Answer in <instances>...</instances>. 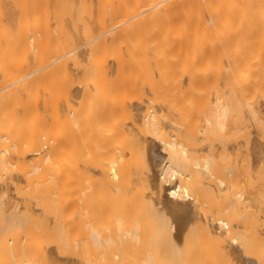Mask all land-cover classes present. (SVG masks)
<instances>
[{
    "label": "bare ground",
    "instance_id": "bare-ground-1",
    "mask_svg": "<svg viewBox=\"0 0 264 264\" xmlns=\"http://www.w3.org/2000/svg\"><path fill=\"white\" fill-rule=\"evenodd\" d=\"M263 1L0 0V264L161 263L169 242V258L171 247H188L194 237L187 233L195 235L203 219L196 220L200 204L213 213L207 203L217 198V212L220 199L228 203L216 219L209 217L217 212L205 216L208 238L218 246L232 240L226 246L242 264H262L264 230H248L264 217V206H252L264 195V182L257 183L264 169L252 168L261 158L256 134H229L251 122L264 129V36L249 47L256 29L248 24ZM250 144L255 153L247 151L242 168L222 162ZM253 171L257 187L246 191L245 182L244 195L237 182ZM74 186L76 195L66 196ZM102 203L116 205V222L96 214ZM242 205L257 211L245 210L243 220ZM77 206L89 213L81 231L57 215ZM163 207L173 220L158 215ZM147 211H159L156 221ZM159 221V233L173 239L165 246L157 236L164 249L154 251L156 239L150 245L144 236L154 238ZM240 226L250 235L244 243H237ZM249 250L259 255L242 254ZM184 251L175 254L180 264L201 259L202 252L189 258ZM168 260L161 264L176 261Z\"/></svg>",
    "mask_w": 264,
    "mask_h": 264
},
{
    "label": "rangeland",
    "instance_id": "rangeland-1",
    "mask_svg": "<svg viewBox=\"0 0 264 264\" xmlns=\"http://www.w3.org/2000/svg\"><path fill=\"white\" fill-rule=\"evenodd\" d=\"M239 16H240V15H239ZM248 21H249L248 24L252 25V26L255 27V29H256V30L251 34V35L253 36V40L251 41L249 47H252V46H253L254 49H256V48L258 47V45H260L259 42L256 41V36H257V34H258L259 32H260V33L262 32V33H263V36H264V1L261 3V7H260L258 10H255V9H254V10H251V11L249 12ZM262 39H263V48H264V37H263ZM255 47H256V48H255ZM258 63L262 64V66L264 67V53H263V57H261V59L258 61ZM261 81H262V82H261L262 87H261V91H260V92H261V93H264V68H262V77H261ZM251 123H252V124H250V126H249L248 128H246V129L236 130V131L231 132V133L229 134V135L231 136L230 139L238 140V139L242 138V137L245 136V135L250 136L251 134H252V135H255V134H256V136H255V137H256V140H255V148H254V147H253V148H254L256 151H258V153L261 155V158L258 160V164L255 163V165H254L252 168H254V169H264V151L261 149V148H264V129H263L261 126H259L258 123H256V122H251ZM256 131H260L259 134L256 133ZM252 146H253V145H252ZM252 146H251V144H250V145H248V146H243V147H241V150L237 153V155H234V156H232V157L229 158V159H223L222 162H223L225 165H228V166H229V165H231V166H235V165H236V166H237V165H239V164H242L241 161H244L245 159H247V154H248L247 151H248L249 153H253V152L255 153V150L252 149ZM260 149H261V150H260ZM259 150H260V151H259ZM249 164H250V163L248 162V165H249ZM239 166L242 168V165H239ZM254 173H256V172L253 171V174H252V175L249 174V176H247V177H245V176L243 177V176H242V177L239 178L240 180H239V182H237V183H238V184L240 183L241 186H239L238 190H239L240 188H242V190L240 189L241 192H242V191H245V190L247 191V188H248L249 186H250L251 189H253V187H254V188L257 187V183L260 184V183H259L260 180L264 182L263 174H262V177H261L260 179H259V177H257V176H259V173H261V172H257L258 175H257L256 177H257L258 179L255 178V177H252V176H254ZM262 173H263V172H262ZM255 175H256V174H255ZM250 177H251V178H250ZM198 178H199V177L193 178L192 183L194 182L195 185L191 183V179H192V178L190 179V183L192 184V185H190V186H191L192 189H190V186H189V180H188L187 185H186V186L189 187V189H190L191 192H192V191L194 192V189H195V192H194L195 195L197 194V193H196V191H197L196 188L199 190V189H200V186L202 185L199 181H197ZM177 179H178V177H177ZM194 179H195L196 182L194 181ZM248 179H250V181H249ZM256 179H257V181L259 180L257 183L255 182ZM175 180H176V179H175ZM198 180H200V178H199ZM245 182H246V183L248 182V183L246 184L247 187L245 186V190H244V189H243V187H244L243 185H244ZM250 182H251L252 184L255 182L254 184H256V185H255V186H254V185L251 186L252 184H251ZM197 183H198V184H197ZM249 183H250L251 185H249ZM196 184H197V187H196ZM199 184H200V186H198ZM240 184H239V185H240ZM261 184H262V183H261ZM194 186H195L196 188H195ZM242 186H243V187H242ZM260 186H261V185H260ZM260 186H259V187H260ZM259 187H258V189H260ZM74 189H75V192H73V193H71V194H69V193H70V192H69V193H67V194H65V195H66V196L76 195V192H77L78 186H74ZM248 189H249V188H248ZM256 189H257V188H256ZM235 190H237V189H235ZM238 190H237V191H238ZM240 190H239V191H240ZM253 190H254V189H253ZM233 191H234V190H233ZM237 191H234L233 193H236V194L239 193V192H237ZM246 191H245V193H243L244 195H246ZM256 191H257V190H256ZM258 191H259V190H258ZM65 192H67L66 189H64V193H65ZM197 192H199V191H197ZM231 192H232V191H231ZM194 193H193V194H194ZM233 193H232V195H234ZM232 195H231V196H232ZM263 196H264V195H262V193L258 194V196L256 197L255 201H253L254 204H256V206H255L254 204H253L252 206H253V207H256V208L259 207L258 209H261V210H262V207L260 208V206H264V204H263V203H264V202H263V201H264V199H263L264 197H263ZM196 197H197V196H196ZM217 199H218V198H217ZM217 199H216V200L213 199V200H214V203H213L212 201H209L208 203H207V201H205V202L207 203V205L210 204V203L214 204L212 207L215 208L216 205H217L218 207L220 206L219 203H217V202H219V199H218V200H217ZM222 199H223V198H222ZM222 199H220V200H221L220 203H221L222 206L228 203L227 201H225V203H224V200H222ZM210 200H212V198H211ZM253 200H254V199H253ZM262 200H263V201H262ZM215 201H216V202H215ZM226 202H227V203H226ZM255 202H256V203H255ZM201 203H203V202H201ZM222 203H223V204H222ZM258 203H259V204H258ZM204 204H205V203H204ZM212 204H211V205H212ZM211 205H210V208H208V213H209V209H210V212H212V210H214V212L216 213V212H217V211H216L217 208L213 209V208L211 207ZM200 206H201V207L204 206V208L201 209V207H199L201 210L198 211V212L200 213V214L198 213V216L201 217V215H202V216H203V219H202V217H201V218L197 217V219H196V220H200V219H202V220L198 221L199 224L197 225V227H198L199 231H198V229H197V230L194 229L193 233H195V231L197 232V233H195V235L191 234L192 232H191L190 234H189V232H188L187 234H188V237H189V238L187 237V235H186V238H188L187 240H189V239H192L193 237L195 238V237H196V234H197V235L200 234V233H201V234H200V236L197 237V239H196L197 241L194 240V238H193L192 241H190V244H189V242L186 240V238H184L185 240H183V243H184V241H187L188 247H187L186 243H184V245L182 244L183 247L186 246L185 249L188 248V251H189V252H190V248L192 247V248H191V249H192V250H191L192 252L189 253V252L186 251L187 249L185 250L183 247L180 248L182 245H180V247L178 246V248H177L176 246H174V247H176L177 250L180 249L179 251H181V254H183L182 251L185 250L189 256L186 255V252L184 251V252H185V255H186V257L188 256L189 258H193L192 253H195L196 251H197L198 253L202 252V254H200L199 257L197 258L198 260H199L200 258H201V259H200L199 261L196 259V260L198 261L197 264H199V262H200V264H206V263H207V264H213V263H214V264H217V262H218V264H219V261H222L221 264H224L225 262H227V264H230V263H231V260H232V263H233V260H234V262L236 261L237 264H242V263L240 262V260H239V256H237L238 253H233L232 248H231V247H230L231 249L228 248V247L230 246V243H232V240H231V242H230V241L228 242L229 244H228V243H225V246H220V245L218 246V244H216V245H217V246H216V245H214V242L212 241V239H211V238H208V237H210L209 234H208L209 232H208V230H207V228H209V227H206V225H207L206 222H207V221L209 222V218H210V219L212 218L211 221L214 220V219H216L215 216L218 217V216L220 215V214H219L220 211L222 212V210H220V209L222 208V206H221V208H218V212L216 213V214H218V215H215V214H214V216H213V215H210L211 217L206 218V219H208L207 221H206V219H204L205 216L207 217V215H209V214H213L214 212L205 215V213H204V212H206L205 209L207 210V207H209V205L206 207V205H201V204H200ZM214 206H215V207H214ZM246 206H247V205H246ZM246 206H245V207H243V205H242V207H241V206H240V207L238 206V210H239V211L241 210V211L239 212V211L237 210V213H238V214H239V213H240V214L244 213V214L241 215V217L243 218V220H244L245 218L249 217L248 214H246L247 217L245 216V213H247L246 211H248L249 214L252 213L254 210L257 211V209H254V210H253V209H252V206H251V207H248V209H246V208H247ZM114 207L116 208V205H115ZM114 207L111 208V207L106 206L105 203H104V204L102 203L101 207H100V208H97V212H96V214H97V215L99 214V215H102V216L104 215V218H103V217H101V218H103L104 220L107 219V220H109V221H110V220H111V221L113 220V222H114V220H115L114 218H115V216L117 215L116 213H115V216H114V214H113V208H114ZM205 207H206V208H205ZM115 208H114V211L117 210V209L115 210ZM164 208H166V207H163V209L161 208V210L159 209V210H160V213H159V211H157V212H152V214L155 215V213H156V214L159 213L158 215H160V214L162 215V214H163L162 216H164V214H165L166 212H167V213H168V212H172V211H169V210H171L169 207H167V208H168V211H165ZM167 208H166V209H167ZM242 208L244 209V211L242 210ZM143 209H144V208H143ZM143 209L141 210V208H140V209L138 208V211H139V210H141V211H143V212L146 211V209H145V210H143ZM263 209H264V207H263ZM162 210H164L165 212H163ZM203 210H204V212H202ZM245 210H246V211H245ZM252 210H253V211H252ZM251 211H252V212H251ZM255 211H254V212H255ZM258 211H259V210H258ZM116 212H117V211H116ZM162 212H163V213H162ZM262 212H264V210H262ZM136 213H137V212H136ZM138 213H139V212H138ZM138 213H137V214H138ZM141 213H142V212H141ZM150 213H151V212H150ZM150 213H149V214H150ZM167 213H166V214H167ZM203 213H204V214H203ZM106 214H107V216L105 217ZM147 214H148V211H147ZM149 214H148V216L150 217L151 215H149ZM166 214H165L166 217H163V220H164V218H166V220H167V216L171 217V214H170V213H169V215H166ZM57 215H58V217H60V220L66 221L67 223H65V224L71 226L72 229H79V230L81 231V227H82V224H83L82 221L86 220V218L88 217L89 213H88V209H87V208H83L82 206H77V207H73L72 209H69V208H68V209H58V211H57ZM139 215H140V213H139ZM145 215H146V214L143 213L141 216H142V217H146L147 215H146V216H145ZM153 215H152V217H150V218H153V217H154ZM161 215H160V216H161ZM243 215H244V216H243ZM250 215H251V214H250ZM148 216H147V217H148ZM155 216H156V215H155ZM162 216H161V217H162ZM172 216H173V214H172ZM238 216H240V215H238ZM260 216H261V215H260ZM260 216H259V217H260ZM263 216H264V213L262 214V217H263ZM136 217H137V219H139L138 221H141V223H142V220H143V219H144V223H146V222H145V219H146L147 217H146V218H142V220L140 219V216H136ZM138 217H139V218H138ZM161 217H158V216H157L158 220H159ZM244 217H245V218H244ZM259 217H257V218H259ZM150 218H149V219H150ZM154 218H155V219H153V220L156 221V217H154ZM172 218H173V217H171V219H172ZM242 218H241V219H242ZM263 218H264V217H263ZM263 218L260 217V220H259L260 222H259V224L257 223V222H258V219H257V222H256L257 224H255V225L253 224L252 227L248 228V230H250V231H249L250 234L252 233V232H251V231H252V230H251L252 228L254 229L255 232H258L259 230H261V231L264 230V228H263L264 225L261 227V224L264 222V219H263ZM134 219H135V218H134ZM134 219H133L132 221H134L133 223H136V222H135L136 219H135V220H134ZM161 219H162V218H161ZM238 219H239V217H238ZM129 220H131V219H128V221H129ZM172 220H173V219H172ZM203 220H204V221H203ZM239 220H240V219H239ZM243 220H242V221H243ZM262 220H263V221H262ZM146 221H147V219H146ZM155 221H152V220L150 219V222H152V224H151V223L149 222V220H148V222H149L151 225H155V223H154ZM169 221H171V220H169ZM169 221H168V223H171V222H169ZM202 221H203V222H202ZM205 221H206V222H205ZM113 222H112V223L110 222V223H111V226L114 225ZM115 222H116V220H115ZM196 222H197V221H192V222H191V223H192L191 226H193L194 223H195V226H196V224L198 223V222H197V223H196ZM200 222H201V224L204 223V224L201 225V228L206 224V225L204 226V229L202 228L203 231H201L200 228H199ZM144 223H143V225H144ZM149 223H146L147 226H149V228H152V226L150 227V225H148ZM156 223H157V224H156L157 227L154 226V228H156V232H158V233H157V235H154L153 232H152V230H154V228H153V229L151 230V232H152L151 234H153V237H154V238L151 239L152 236H151V234H150L149 236H151V237L148 238V239H149V240L151 239V241H149V242L147 241L148 243L146 242V240H148V239L146 238V236H144V238L146 239V240H145V243H146V244H150V242L153 243L152 241H155V240H153V239H156V243H157V241L160 239V237L158 238L157 236H163V235H165V234H160V233H159V230H158L159 225H158V224H160V221H159V223H158V222H156ZM209 223H210V222H209ZM141 225H142V224H141ZM141 225H140L141 228H139V230H140V229H141V230L144 229V228H143L144 226H143V225L141 226ZM116 226H117V224H116ZM136 226H137V225H136ZM136 226H135V225H132V227H136ZM191 226H190L189 229H192V230H193V227H191ZM207 226H208V225H207ZM209 226H210V225H209ZM169 227H170V226H169ZM197 227H196V228H197ZM240 227L242 228V227H245V226H240ZM240 227H237V230H239ZM149 228L147 227V229H149ZM170 228H171V227H170ZM241 228H240V229H241ZM246 228H247V227H246ZM147 229H146V226H145V233H147ZM243 229H244V228H242L241 230H239L240 233H238V231L236 230L237 233H235V234H236V235L238 234V236H240V237H238V239H237L238 242H237L236 240L234 241L235 243H236V242H237V243H240V242H239V239H241V238H242V240H240L241 242H243V243L246 242V241H244V240H246V239L243 238V237L246 236V238H247L248 235H246V234H248V233H246V230H247V229H246V230L244 229L246 234H245V235H244V233L242 234L241 232L244 231ZM141 230H140V232H144V231H141ZM157 230H158V231H157ZM166 230L171 231V230H169L168 228H167ZM192 230H191V231H192ZM205 230H206V232H205ZM242 230H243V231H242ZM248 230H247V232H248ZM189 231H190V230H189ZM148 232H149V230H148ZM198 232H199V233H198ZM202 232H204V235H202ZM154 233H155V231H154ZM143 234H144V233H143ZM158 234H159V235H158ZM205 234L208 235V236H206ZM240 234H241V235H240ZM141 235H142V233H141ZM144 235H145V234H144ZM147 235H148V233H147ZM242 235H244V236H242ZM155 236H156V238H155ZM191 236H192V238H190ZM201 236H202V237H201ZM249 236H250V235H249ZM249 236H248V237H249ZM164 237H165V236L161 237V238H163V239H160L159 242H164V243H165L166 241L169 242V240H171V238H172V236L170 235V237H171L170 239H166V237H165L166 240H164ZM203 237H204V238H203ZM142 238H143V237H142ZM144 238H143V239H144ZM157 238H158V239H157ZM167 238H169V235H168V234H167ZM199 238H200L201 241H203L204 239H205L206 241L201 242V241L199 240ZM172 239H173V238H172ZM202 239H203V240H202ZM243 239H244V240H243ZM162 240H164V241H162ZM171 241H172V240H171ZM173 241H174V240H173ZM193 241H196V242L193 243ZM159 242H158V243H159ZM167 242H166V243H167ZM197 242H198L199 245H200V243H201V244H204V245H202L201 247L198 248L199 245L196 244ZM199 242H200V243H199ZM205 242L207 243V245H205V244H206ZM208 242H209V243H212V244H209ZM226 242H227V241H226ZM145 243H144V241H143V245H144ZM158 243H157V246L155 245L157 248H155V247L152 248V249H154V251H155V249H157V251H162V250L164 249V248H163V247H164V246H163L164 244H163V243H159V244H158ZM166 243H165V246H166ZM169 243L172 245V242H169ZM169 243H168V244H169ZM168 244H167V245H168ZM170 244H169V245H170ZM194 244H196V245H194ZM226 244L229 245V246H226ZM241 244H242V243H241ZM143 245H142V246H143ZM150 245H152V244H150ZM169 245H168V246H169ZM173 245H174V243H173ZM208 245H210V246H208ZM153 246H154V245H153ZM153 246H152V247H153ZM158 246H160V247H159L160 250H158ZM161 246H163V247H161ZM168 246H166V248H167ZM189 246H190V247H189ZM196 246H197V247H196ZM204 246H205V247H204ZM245 246H246L245 248L247 249V245H245ZM169 247H170V246H169ZM174 247H171V251H170V253L172 254V255H171V258H172V260L175 259L177 262H178V261L180 262V261H182V260H179L180 257L177 256V257H179V258H177V257L175 256V254L178 255L177 252H179V251H177ZM206 247H208V249H206ZM212 247H213V248H212ZM216 247H218L219 249H216ZM142 248L144 249L145 246L142 247ZM146 248H147V246H146ZM161 248H163V249H161ZM166 248L164 249V251H165V255L163 254L164 251L161 253V255L164 256L166 259H165L164 261H162L161 263L166 262L167 259H169L168 262H169V261H172L171 258H169L170 255L167 254V252H168L169 249L167 248V249H168V250H167ZM173 248H174V249H173ZM226 248H227L228 250H226ZM143 249H142V250H143ZM148 249H149V248H148ZM148 249H147V250H148ZM150 249H151V248H150ZM172 249H173V251H176V252H172ZM181 249H182V250H181ZM183 249H184V250H183ZM193 249H194V250L196 249L195 252H194ZM199 249H201V250L198 251ZM223 249H224V250H223ZM142 250H141V252H142ZM147 250L145 249V252H144V250H143V253H142V254L146 253V254H144V255H147V252H148V254H149L150 252H152V254H153V252H154L153 250H151V251H150V250L147 251ZM166 250H167V251H166ZM221 250H222L224 253H225L226 251H227V253H228V251H229V253L232 251L233 254H232V253H230V254H227V253H226V255H224V254L222 253ZM244 250H245V249H244ZM247 250H248V249H247ZM250 250H252V249H250ZM250 250H249V251H250ZM146 251H147V252H146ZM206 251H207L208 253H206ZM141 252H140V253H141ZM213 252H214V254H212ZM254 252H255V251H254ZM254 252L252 251V253H251V251H250V252H248V251H244V252H242V254H243V253H247V254H248V253H251V254H248V257H249L250 255L254 254ZM138 253H139V251H138ZM157 253H158V255H160L159 252H157ZM157 253H156V255H157ZM173 253H174V254H173ZM198 253H197V254L195 253L194 255H197V256H198ZM215 253H216L217 255H216ZM220 253H221V254H220ZM154 254H155V252H154ZM154 254H153L152 257H154ZM190 254H191V256H190ZM211 254H212V256L210 257L209 255H211ZM219 254H220V255H219ZM231 254H232V255H231ZM235 254H236V257H237V258H236L235 256L233 257V255H235ZM240 254H241V252H240ZM255 254H256V255H255ZM255 254H254L255 256H258V255H259V254H257V252H256ZM139 255H140V254H139ZM144 255H143V256H144ZM156 255H155V256H156ZM161 255H160V259L163 260L164 258H162ZM179 255H180V253H179ZM185 255H182V257L186 259V257H184ZM203 255H204V256H207V257L204 258ZM214 255H215V258H214ZM221 255H222V256H221ZM227 255H230V256H227ZM254 255H253V258L255 257ZM261 255H262V254H261ZM180 256H181V255H180ZM217 256H218V257H217ZM220 256H221V257H220ZM224 256H225V258H224ZM226 256H227V257H226ZM140 257H141V255H140ZM202 257H203V261H202ZM209 257H210V258H209ZM216 257L219 258L218 261H217V258H216ZM229 257H230V258H229ZM259 257H260V259L262 260L263 257H262V256H259ZM158 258H159V257H158ZM183 258H181V259H183ZM195 258H196V256L194 257V259H195ZM206 258H209V259H206ZM226 258H227V259H226ZM255 258H256V257H255ZM221 259H222V260H221ZM225 259H226V260H225ZM256 259H258V257H257ZM154 260H155V257H154ZM156 260H157V259H156ZM156 260H155L156 264H161V263H159L160 261H158V263H157ZM183 260H184V259H183ZM187 260H188V262H187ZM187 260H185L187 263H186V262H185V263L183 262V263H184V264H190V263L192 264V261L189 262V260H191V259H188V258H187ZM176 261H175V262L172 261V262H170L169 264H171V263H172V264H176ZM197 261H196V262H197ZM207 261H209V262H207ZM210 261H211V263H210ZM212 261H213V262H212ZM216 261H217V262H216ZM257 261H258V263H257ZM257 261L252 262V264H254V263H256V264H261V263H259V259H258ZM262 261H263V260H262ZM262 261H261V262H262ZM155 262H154V263H155ZM179 262H178V264H180ZM193 262H195V261H193ZM215 262H216V263H215ZM239 262H240V263H239ZM263 262H264V261H263ZM263 262H262V264H264ZM232 263H231V264H232ZM236 263H235V264H236ZM152 264H153V261H152ZM181 264H182V263H181ZM193 264H194V263H193ZM195 264H196V263H195ZM225 264H226V263H225Z\"/></svg>",
    "mask_w": 264,
    "mask_h": 264
}]
</instances>
